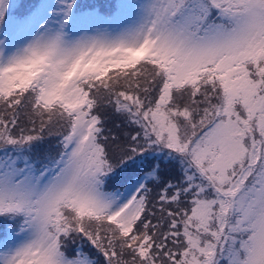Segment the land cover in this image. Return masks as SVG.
<instances>
[{
    "label": "snow or ice",
    "instance_id": "snow-or-ice-1",
    "mask_svg": "<svg viewBox=\"0 0 264 264\" xmlns=\"http://www.w3.org/2000/svg\"><path fill=\"white\" fill-rule=\"evenodd\" d=\"M0 264H264V0H0Z\"/></svg>",
    "mask_w": 264,
    "mask_h": 264
}]
</instances>
